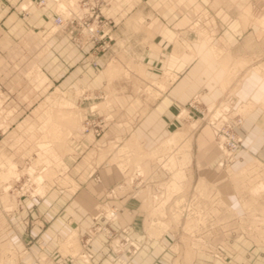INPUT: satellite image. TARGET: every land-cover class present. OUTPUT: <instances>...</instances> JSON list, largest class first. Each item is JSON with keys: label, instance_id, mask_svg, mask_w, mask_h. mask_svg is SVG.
Returning a JSON list of instances; mask_svg holds the SVG:
<instances>
[{"label": "rangeland", "instance_id": "1", "mask_svg": "<svg viewBox=\"0 0 264 264\" xmlns=\"http://www.w3.org/2000/svg\"><path fill=\"white\" fill-rule=\"evenodd\" d=\"M84 1L0 0V230L63 242L32 264H264V158L241 131L264 116V0H89L97 43L69 20ZM31 17L99 72L48 80Z\"/></svg>", "mask_w": 264, "mask_h": 264}, {"label": "crops", "instance_id": "2", "mask_svg": "<svg viewBox=\"0 0 264 264\" xmlns=\"http://www.w3.org/2000/svg\"><path fill=\"white\" fill-rule=\"evenodd\" d=\"M27 23L30 27L18 35L19 41H24L29 47L40 70L48 80L54 83L59 82L58 84L63 88H76L81 82L82 75H94L97 73L96 71L99 72L97 68L102 60L98 59V64L93 63V55L88 54L91 46L82 49L73 41L70 34L61 30L54 31L50 27V21L46 18L31 17ZM183 83L178 82L173 86L174 93H176L175 90L184 87ZM260 115L261 113L257 112L250 114L244 121L241 131L244 134V148H248L264 158V116ZM244 151L240 154L244 155ZM7 223V231L3 234V231L0 230V236L3 235V240H5L0 242V258L2 259L4 255L2 247L6 246L7 264H32L40 254L50 251L59 259V253H63V242L59 240L49 241L46 239L42 242H29L30 237L35 238L43 234L42 228H29L22 223L20 217L15 218V216L8 217ZM44 233L46 234L47 230ZM73 262L75 264L76 260L74 259ZM93 262L96 264L101 261L94 258Z\"/></svg>", "mask_w": 264, "mask_h": 264}, {"label": "built area", "instance_id": "3", "mask_svg": "<svg viewBox=\"0 0 264 264\" xmlns=\"http://www.w3.org/2000/svg\"><path fill=\"white\" fill-rule=\"evenodd\" d=\"M82 7L85 9L84 14L78 15L76 12L71 11L69 12V17H71L69 18V20L72 23L76 21L77 23L84 25L83 27L84 35L87 36L88 40H93L94 42L97 43L102 39L103 35H99L101 30L97 26L94 25V20L91 19L92 17H96L95 19L99 18L98 13L94 15V13L96 12V9H95L96 5L92 3L91 1L87 0L83 2ZM55 22L57 23L58 26H63L64 18L59 14L55 18ZM92 61L94 64H98L96 57H94Z\"/></svg>", "mask_w": 264, "mask_h": 264}, {"label": "bare ground", "instance_id": "4", "mask_svg": "<svg viewBox=\"0 0 264 264\" xmlns=\"http://www.w3.org/2000/svg\"><path fill=\"white\" fill-rule=\"evenodd\" d=\"M61 116H62V115H61ZM63 119H65V118H63ZM262 183H263V182H262ZM262 183H261V185L264 184V183H263V184H262ZM259 184H260V183H259ZM256 186H257V185H256ZM254 187H255V186H254ZM251 188L254 189L253 187H251ZM257 188H258V186L256 187V189H257ZM259 188H260V187H259ZM262 188H263V187H262ZM252 189H251V191H252ZM257 192H259V191H257ZM253 193H255V192H253Z\"/></svg>", "mask_w": 264, "mask_h": 264}]
</instances>
